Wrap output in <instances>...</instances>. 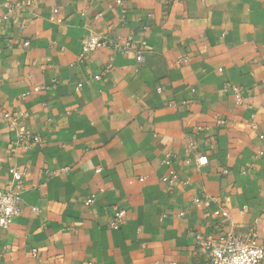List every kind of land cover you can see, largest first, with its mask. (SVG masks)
Masks as SVG:
<instances>
[{
	"label": "crops",
	"instance_id": "0c3cea01",
	"mask_svg": "<svg viewBox=\"0 0 264 264\" xmlns=\"http://www.w3.org/2000/svg\"><path fill=\"white\" fill-rule=\"evenodd\" d=\"M115 1L0 0V190L24 172L0 264H204L196 236L230 232L264 247V0ZM88 36L145 41L144 61L80 60Z\"/></svg>",
	"mask_w": 264,
	"mask_h": 264
},
{
	"label": "built area",
	"instance_id": "2783aa9c",
	"mask_svg": "<svg viewBox=\"0 0 264 264\" xmlns=\"http://www.w3.org/2000/svg\"><path fill=\"white\" fill-rule=\"evenodd\" d=\"M117 6H122V0L115 1ZM7 7V13L11 11V6L5 4ZM125 11L122 10V13ZM7 15L0 19L6 20ZM146 47V42L142 41L134 43L131 38H127L125 42H122L119 37L113 36H88L81 42V54L80 60H83L90 56L94 51L99 48H107L114 53L125 55L128 53H135L137 63L144 61V56L141 49ZM110 66L108 65L107 69ZM98 80L99 76L94 77ZM79 87L81 84L78 85ZM4 118L10 122H14L10 119L8 114L4 115ZM221 123V122H220ZM33 142L38 143L40 139L38 137L32 138ZM191 151V146L189 148ZM173 157L171 154H166L162 163L168 164ZM193 161L198 166H203L207 163L205 156H197L193 154ZM9 174L12 178V184L7 186L6 189L0 190V230L7 231L12 224L13 220L20 214L21 211V198L19 193L20 183L24 176V172L16 169H10ZM162 183L168 187H172L177 181V174L174 170L168 171L162 178ZM92 203V201H88ZM196 205H199L198 200L195 201ZM207 205V202L204 203ZM215 215H220L223 218H228V213L223 210H218ZM126 217L124 210H120L114 213L108 222L109 229H116ZM197 245L205 250V262L204 264H260L264 259V247L258 244L252 237H239L230 232L226 235L218 238L217 240L211 237L196 236Z\"/></svg>",
	"mask_w": 264,
	"mask_h": 264
}]
</instances>
